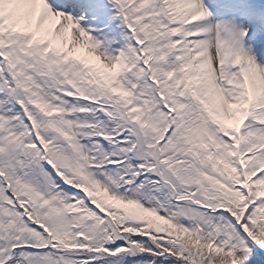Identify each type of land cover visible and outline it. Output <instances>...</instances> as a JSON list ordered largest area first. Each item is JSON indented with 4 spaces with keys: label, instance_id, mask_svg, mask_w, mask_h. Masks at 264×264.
I'll use <instances>...</instances> for the list:
<instances>
[{
    "label": "snow or ice",
    "instance_id": "1",
    "mask_svg": "<svg viewBox=\"0 0 264 264\" xmlns=\"http://www.w3.org/2000/svg\"><path fill=\"white\" fill-rule=\"evenodd\" d=\"M0 264H264V0H0Z\"/></svg>",
    "mask_w": 264,
    "mask_h": 264
}]
</instances>
